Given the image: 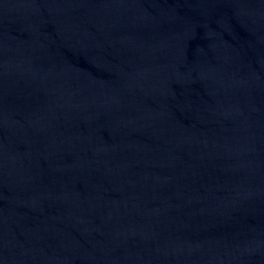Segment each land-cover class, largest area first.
Instances as JSON below:
<instances>
[{
	"label": "water",
	"instance_id": "water-1",
	"mask_svg": "<svg viewBox=\"0 0 264 264\" xmlns=\"http://www.w3.org/2000/svg\"><path fill=\"white\" fill-rule=\"evenodd\" d=\"M0 264H264V0H0Z\"/></svg>",
	"mask_w": 264,
	"mask_h": 264
}]
</instances>
